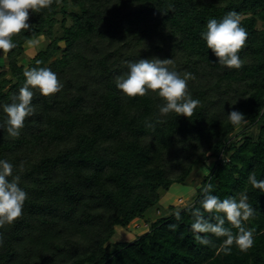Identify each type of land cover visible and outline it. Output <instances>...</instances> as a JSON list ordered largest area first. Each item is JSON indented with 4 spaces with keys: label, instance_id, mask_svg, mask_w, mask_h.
Listing matches in <instances>:
<instances>
[{
    "label": "trees",
    "instance_id": "trees-1",
    "mask_svg": "<svg viewBox=\"0 0 264 264\" xmlns=\"http://www.w3.org/2000/svg\"><path fill=\"white\" fill-rule=\"evenodd\" d=\"M230 11L247 31L239 69L219 65L201 38L209 19ZM28 23L0 53V103L13 101L33 67L57 73L62 88L34 93L18 137L0 129V159L27 193L21 217L0 227V264H264V191L247 183L249 173L264 179V0H51ZM28 41L37 47L30 59ZM152 58L188 74L200 101L191 117H163L150 90L127 97L116 87L127 62ZM232 110L246 123L230 124ZM5 119L0 110V126ZM210 160L209 174L192 182ZM177 184L196 185L194 201L151 220ZM208 185L220 199L246 191L248 250L226 254L222 238L194 239L191 210ZM143 222L149 230L135 241L111 243L119 227Z\"/></svg>",
    "mask_w": 264,
    "mask_h": 264
},
{
    "label": "clouds",
    "instance_id": "clouds-1",
    "mask_svg": "<svg viewBox=\"0 0 264 264\" xmlns=\"http://www.w3.org/2000/svg\"><path fill=\"white\" fill-rule=\"evenodd\" d=\"M51 0H0V53L5 54L17 45L13 36L29 29V12L35 13L49 7ZM201 38L217 58V63L229 69H239L243 63L239 53L247 40V31L241 25L240 16L235 11L228 12L222 19H209ZM29 44L33 43L28 41ZM173 59H138L127 62V72L116 78V87L127 97L144 96L149 90L160 98L159 113L166 117L175 113L178 117H191L200 104L187 91V75H181L168 66ZM23 86L11 103H0V110L5 114V125L0 126L10 137H18L25 126L27 117H31L36 106L32 103L35 92L49 97L60 91L62 84L57 73L47 67H33L24 71ZM238 102H229L236 105ZM227 120L233 126L246 123L245 115L232 110ZM23 168V163L19 166ZM247 183L253 188L264 191V179H257L255 173H249ZM201 207L191 210L193 222L191 231L195 240L201 244L210 243L207 235L221 239V249L227 254L235 245L246 251L253 245V233L245 222L254 216V209L248 203V195L239 193L225 199L212 194L211 185L203 189ZM26 191L20 187V175L14 174V165L7 159H0V227L10 225L21 217ZM211 214L209 219L205 214ZM180 219V213H176ZM226 222L238 231L233 234Z\"/></svg>",
    "mask_w": 264,
    "mask_h": 264
},
{
    "label": "rangeland",
    "instance_id": "rangeland-1",
    "mask_svg": "<svg viewBox=\"0 0 264 264\" xmlns=\"http://www.w3.org/2000/svg\"><path fill=\"white\" fill-rule=\"evenodd\" d=\"M37 51V47L30 44L27 45V57L28 59L32 58ZM28 59L24 60L22 62L23 65L28 64ZM242 130V127L238 130L240 132ZM214 165V160H210L207 165H201L197 172L194 173L193 181L192 182H201L203 180V177L209 174V169ZM197 187L196 185H174L170 192L167 194H164L162 203L163 207H160L159 209L161 210L159 214H157V209H152L149 211L147 214L150 217L151 220L157 219L164 217L168 214L167 208H165L164 205H171L174 207L173 209L175 210H182L186 207H188L195 198ZM152 222V221H151ZM149 230V225L147 226L144 225V222L139 224L138 227L136 226H131L129 228H121L119 227L116 231L115 236L113 237L111 243H117V242H133L139 237L140 235L144 234ZM113 248H111L110 251H112Z\"/></svg>",
    "mask_w": 264,
    "mask_h": 264
},
{
    "label": "crops",
    "instance_id": "crops-1",
    "mask_svg": "<svg viewBox=\"0 0 264 264\" xmlns=\"http://www.w3.org/2000/svg\"><path fill=\"white\" fill-rule=\"evenodd\" d=\"M162 202H163V201H162ZM162 202H161V207H163V203H162ZM172 205H173V204H171V205H168V206H167V205H164V206H165V208H167V207H169V206H172ZM163 208H164V207H163ZM157 214H158V213H157ZM139 224H140V223H136V224H134V225H132V226H136V227H138V226H139ZM144 225H145V226H147V224H146V223H144Z\"/></svg>",
    "mask_w": 264,
    "mask_h": 264
}]
</instances>
